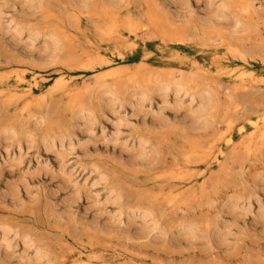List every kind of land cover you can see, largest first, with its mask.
I'll list each match as a JSON object with an SVG mask.
<instances>
[{
	"label": "rangeland",
	"instance_id": "rangeland-1",
	"mask_svg": "<svg viewBox=\"0 0 264 264\" xmlns=\"http://www.w3.org/2000/svg\"><path fill=\"white\" fill-rule=\"evenodd\" d=\"M170 1L0 0V264H264V0Z\"/></svg>",
	"mask_w": 264,
	"mask_h": 264
},
{
	"label": "bare ground",
	"instance_id": "bare-ground-1",
	"mask_svg": "<svg viewBox=\"0 0 264 264\" xmlns=\"http://www.w3.org/2000/svg\"><path fill=\"white\" fill-rule=\"evenodd\" d=\"M165 1V0H164ZM167 2H169V3H173V1H170V0H166ZM187 6V5H186ZM190 14H192V11H191V9L189 8V7H181V9H180V11H179V15L180 16H190ZM207 16H206V20H207V22H209V23H211V24H216V23H219L220 22V19H221V17H222V14H219L218 12L217 13H211V14H206ZM2 16H1V12H0V19H2L1 18ZM19 33V32H18ZM17 33V34H18ZM19 36V35H18ZM33 37V36H32ZM20 78H18L17 80H16V86H15V89L16 90H14L16 93H20V94H25V95H27V98L28 99H33L34 98V96L36 95V90L37 91H39V92H42L43 90H42V88H41V84H40V81L37 79V78H32V79H28L29 77L26 75V74H22V75H20L19 76ZM97 78V79H96ZM95 79L97 80V82L99 81V78L98 77H96ZM174 79V78H173ZM176 79V78H175ZM173 80L171 83H167L168 85H166V87H164V89H163V92L164 93H166V92H168V90L169 89H171V88H173V87H175L176 88V92L177 93H180V91L182 90V89H184V85L182 84V83H184L183 81L184 80H182V83H181V81L180 82H178V81H176V80ZM171 80V79H170ZM180 80V79H179ZM236 80H238V78H236ZM239 80H241V78L239 77ZM96 82V83H97ZM165 83V82H164ZM98 84V83H97ZM162 87H163V85H161ZM54 89H56V90H60V91H62V92H64V93H68V92H70L71 91V89H72V87H71V85H70V83H69V81L68 80H66L65 78H61V79H59L57 82H56V84H55V87H54ZM159 90H160V88H159ZM162 90V89H161ZM172 90V89H171ZM109 92H111V91H109ZM108 92V93H109ZM161 92V91H160ZM182 92V91H181ZM150 93V92H149ZM188 93V92H187ZM109 94H112V93H109ZM141 94H144V93H142L141 92ZM140 94V95H141ZM147 94V93H146ZM174 94V93H173ZM107 95V94H106ZM163 95V94H162ZM104 96V95H103ZM113 96H114V94H113ZM112 96V97H113ZM142 96V95H141ZM110 97H111V95H110ZM107 98V97H106ZM142 98H143V96H142ZM178 98V97H177ZM105 99V98H104ZM144 99H145V97H144ZM112 99H110V101H111ZM143 101V100H142ZM145 101V100H144ZM179 101V100H178ZM208 107H207V105L205 104V103H203V105H202V109L204 110V111H206V110H208L207 109ZM83 109H85V108H83ZM87 110V109H86ZM85 111V110H84ZM202 111V110H201ZM200 111V112H201ZM88 112V111H87ZM199 112V111H198ZM83 113V112H82ZM86 113V112H85ZM202 113V112H201ZM203 114V113H202ZM201 116V115H200ZM84 117V116H83ZM202 117V116H201ZM85 118H87V115H86V117ZM85 118H83V119H85ZM91 118V117H90ZM163 122V121H162ZM165 122V121H164ZM258 134H259V137H258V139H257V144H259V143H264V128L262 129V130H260V132H258ZM73 149V148H72ZM143 161H144V156H140V157H135V158H133L132 159V162H135V163H143ZM72 211L71 210H69L68 212H67V215L68 216H72ZM118 225L119 224H115V222H113V221H111V222H108L107 223V226L108 227H110V228H116V227H118ZM6 232V231H5ZM8 232V231H7ZM6 232V233H7ZM5 235V234H4ZM219 235V234H218ZM8 236V235H7ZM29 240V239H28ZM224 240V239H223ZM32 241V240H31ZM6 247H10V243L7 241V239H6ZM38 252H40V251H38ZM37 263V262H36Z\"/></svg>",
	"mask_w": 264,
	"mask_h": 264
}]
</instances>
